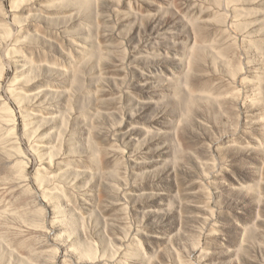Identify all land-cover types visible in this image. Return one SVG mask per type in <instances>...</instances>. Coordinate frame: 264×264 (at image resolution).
I'll list each match as a JSON object with an SVG mask.
<instances>
[{
    "label": "rangeland",
    "instance_id": "rangeland-1",
    "mask_svg": "<svg viewBox=\"0 0 264 264\" xmlns=\"http://www.w3.org/2000/svg\"><path fill=\"white\" fill-rule=\"evenodd\" d=\"M0 264H264V0H0Z\"/></svg>",
    "mask_w": 264,
    "mask_h": 264
}]
</instances>
